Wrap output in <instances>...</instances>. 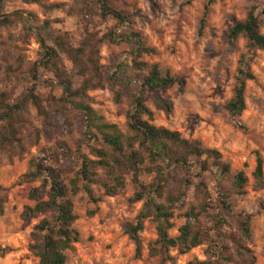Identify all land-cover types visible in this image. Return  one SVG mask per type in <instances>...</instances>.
Instances as JSON below:
<instances>
[{
    "label": "rangeland",
    "instance_id": "1",
    "mask_svg": "<svg viewBox=\"0 0 264 264\" xmlns=\"http://www.w3.org/2000/svg\"><path fill=\"white\" fill-rule=\"evenodd\" d=\"M110 6L129 14L134 30L139 32L148 47L158 51L157 57L144 58L147 64H157L162 73L166 71L179 80L166 89L150 92L145 101L146 107L153 113L151 125L181 134L190 143L199 142L205 149L216 150L223 161L231 168L232 174L242 172L248 179L243 193L231 191L229 204L231 215L225 217L218 210L221 190L215 182V175L207 173L204 182L209 199L191 188L182 206L174 211L171 221L173 229L169 235L176 238L179 229L185 224V214L191 207L199 209L204 203L209 205L206 214L200 217L199 229L214 234L217 230L215 215L220 214L226 225L219 229L221 241L228 248L225 259L211 258L207 246L198 247L187 255L172 250L171 263H163L161 257L149 258V246L157 239L156 227L150 217L140 237L143 244L142 259L136 260L135 246L125 235V225L132 223L143 208V203H131L135 188L126 182L123 193L116 198H104L94 217L87 212L93 209L89 199L83 193L73 198L74 214L77 221L74 228L79 233V241L67 254L66 264H196L218 260L220 264H244L249 258L237 247L248 249L254 255L256 264H264V53L257 52L250 65L255 81L246 84L247 109L239 119V124L230 120L225 109L232 97L235 76L240 56L245 52V40L229 44L227 34L239 22L245 20L251 10H255L262 24L264 35V0H214L210 7L205 29L202 35L200 24L209 0H108ZM74 0H45L41 5H25L20 0L5 1L1 14L10 16L19 13L27 23L15 21L12 26L0 30V91L9 93L11 103H18L28 89V68L37 60L41 36L49 46L64 34H68L77 46L84 37V25L71 11ZM48 23L47 29L42 27ZM112 25L101 24L94 19L90 30L105 33ZM101 76H114V84L103 90L88 94L89 106L96 119L101 123L116 126L126 131V114L131 103L132 89L127 78L134 75L130 49L127 46L113 47L104 44L101 47ZM68 72L72 66L63 60ZM9 66L18 70V75L6 74ZM52 77L41 72L37 93L43 100L46 110L54 113L56 106L49 98L59 99L61 90L52 88ZM154 96L171 104V112L157 108ZM31 127L24 135L27 153L25 157L9 161L7 155H0V200L7 198L3 215L0 216V264H39V260L30 252V247L41 245L31 238L34 227L44 216L23 223L21 214L25 206H32L30 192L40 183L14 187L19 178L29 170L31 159L43 154L51 155L55 144L64 141L73 151L81 148L88 154V146L93 144L96 131L89 130L77 113L68 109L64 115H56L52 120L55 128L46 129L34 109L30 112ZM243 127V130L239 128ZM37 133L38 142L29 146L31 137ZM31 135V137L29 136ZM256 153L263 161V184L257 186L253 178L256 168ZM77 159L69 161L76 164ZM65 164L61 159L59 165ZM199 167L192 170V176H198ZM185 174L178 172L172 176L167 190L175 194L179 182ZM142 182L149 184L150 177ZM225 189L230 190L227 185ZM96 194H103L95 189ZM246 215L253 217L251 238L245 241L238 230V223Z\"/></svg>",
    "mask_w": 264,
    "mask_h": 264
},
{
    "label": "trees",
    "instance_id": "2",
    "mask_svg": "<svg viewBox=\"0 0 264 264\" xmlns=\"http://www.w3.org/2000/svg\"><path fill=\"white\" fill-rule=\"evenodd\" d=\"M7 0H0V30L13 25L15 21L27 23L19 13L2 16L1 11ZM25 5H41L45 0H20ZM73 14L80 18L84 25V37L75 46L69 35L56 39L52 46L38 36L39 53L37 60L28 68L29 86L22 99L11 103L9 93L0 91V155H7L10 162L22 160L26 153L24 135L31 127L30 112L34 109L45 127V133L55 128L52 120L56 115H64L69 109L74 110L86 124L88 133L96 131L93 144L88 146V154H83L81 148L73 151L64 141L57 142L51 155L31 159L29 170L22 175L14 187L26 184L40 183L29 194L32 206H25L21 214L23 223L41 216L44 218L34 227L31 238L34 242L42 238L41 245L31 246L30 252L39 260V264H66L67 254L73 245L79 241V233L74 228L77 217L74 214L72 199L83 193L93 206L87 212L88 217H94L98 206L104 198L120 196L127 181L135 188L131 203H143V208L132 223L125 225V235L135 246L136 260L142 259L143 244L141 233L146 221L152 217L155 224L157 239L149 246L148 256L151 259L161 257L163 263L173 262L170 256L172 250L180 255H187L192 250L207 246L211 258L225 259L228 248L221 241L219 229L226 222L215 215L217 230L214 234L199 229L200 217L206 214L209 205L204 203L199 209L191 207L185 214V224L179 229V235L171 238L174 211L182 206L191 188L199 191L205 199L209 193L204 182V175L212 173L215 182L221 190V200L218 210L225 217L232 213L229 199L231 191L243 193L248 179L242 173L232 174L231 168L223 161L222 155L216 150L205 149L199 142L190 143L181 134L151 125L153 113L146 107V97L150 92L166 89L179 84L170 72L162 73L157 64H147L144 58L157 57L158 51L148 47L143 36L134 30V24L129 14L116 11L108 0H74ZM214 0H209L200 24L202 35L210 7ZM97 19L101 24L112 26L105 33L93 32L90 25ZM49 26L46 23L42 30ZM262 24L255 10H251L244 21L234 25L227 34L229 44H235L240 39L245 40V52L240 56L235 76V87L232 97L225 106L230 120L239 124V119L246 111V84L255 81L250 65L257 52L264 53V35ZM108 44L113 47L127 46L130 49L133 76L127 78V85L132 89L131 103L126 114V131L122 132L116 126L107 125L96 119L92 109L85 104L89 101L88 94L112 86L114 76H101V47ZM63 60L72 66L68 72ZM41 72L48 73L53 82L52 88H58L62 94L59 99L49 98L50 104L56 106L54 113L46 110L43 100L37 93ZM6 74L18 75V70L9 66ZM153 102L157 108L171 112V104L154 96ZM243 130L242 126H239ZM31 137V135H29ZM39 135L35 133L29 142L32 148L38 142ZM77 159L76 164L69 161ZM65 164L59 165V160ZM199 167L195 182L192 170ZM178 172L185 174L179 182L175 194L167 190L172 176ZM144 177H150L152 182L145 184ZM253 178L257 186L263 184V161L256 153V168ZM229 185V189L224 187ZM99 189L103 194H96ZM7 198L0 200V216L3 215ZM253 217L246 215L238 223V230L245 241L251 238V222ZM237 251L247 254L249 261L244 264H256L252 252L238 245ZM196 264H220L218 260Z\"/></svg>",
    "mask_w": 264,
    "mask_h": 264
}]
</instances>
